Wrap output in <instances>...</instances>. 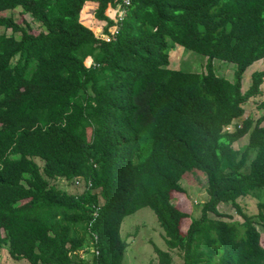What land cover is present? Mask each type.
I'll return each mask as SVG.
<instances>
[{
  "label": "trees",
  "instance_id": "1",
  "mask_svg": "<svg viewBox=\"0 0 264 264\" xmlns=\"http://www.w3.org/2000/svg\"><path fill=\"white\" fill-rule=\"evenodd\" d=\"M113 3L0 0V28L12 32L0 34V256L123 264L122 223L149 208L167 246L152 242L157 264H173V251L184 264H264V201L256 215L239 203L264 192V119L224 131L262 93L264 70L242 88L264 59V0H132L107 42L80 18L93 9L112 36L117 23L105 12ZM18 8L42 31L3 15ZM169 40L204 55L206 72L169 69ZM215 60L236 65L233 81L216 73ZM195 172L207 180L199 218L172 202ZM77 178L92 186L75 193L53 184L79 189ZM92 233L99 255L81 259L75 253L92 247Z\"/></svg>",
  "mask_w": 264,
  "mask_h": 264
},
{
  "label": "rangeland",
  "instance_id": "2",
  "mask_svg": "<svg viewBox=\"0 0 264 264\" xmlns=\"http://www.w3.org/2000/svg\"><path fill=\"white\" fill-rule=\"evenodd\" d=\"M92 3L93 9L96 8V4ZM93 9H90L85 16L87 19H83L82 13L80 20L83 25L89 27L95 35H99L101 29V23L94 17ZM3 15H13L19 23L27 22L33 27V33L38 34L42 31L40 25L33 21V19L27 15H22L21 9L18 8L13 12H6ZM6 33L11 35V30H5L0 28V34ZM19 37V35H16ZM167 53L169 54L170 63L169 69L182 72L191 73H203L206 72L207 58L199 53L190 51L175 42L168 41ZM86 59L85 65L90 67L92 64ZM214 68L216 73L221 77H224L230 81L234 80V73L236 70V65L229 62H224L220 60L214 61ZM264 70V59L256 62L252 65L244 74L243 79V92L247 91L252 79V74L256 71ZM262 93L256 98H252L248 103H246L243 108L245 110V115L243 118L238 119L237 122L242 123L243 119L250 117L255 122L259 119H264V83L261 86ZM264 126V120L262 123ZM248 136L235 143L236 149H241L243 146L247 145ZM59 188L65 189L69 192H81L79 189L68 185L65 181H55ZM182 186L185 189V193H175L172 195V202L182 211L188 213L190 217L199 218L201 216L202 204L208 200L207 194V180L201 172L188 173L182 180ZM260 199L256 196H249L246 198L239 199V203L242 206L244 212L249 215H256L259 212L258 202L259 200L264 201V192L259 193ZM220 211L225 215H230L234 220L241 221L240 216L236 213V210L231 205H221L219 207ZM190 224V218L183 221L182 228L183 233L187 230ZM121 235L126 239V243L129 242L128 248H126L123 264H157L158 260L153 250L152 242L157 245L162 250H167L165 243L164 231L161 228L156 214L149 208H143L136 212L135 214L128 216L124 219L121 226ZM173 264H184L183 256L180 251H173ZM6 253L0 256L2 264H28L27 261L13 260ZM88 258L92 255L88 254ZM6 258V259H5ZM156 258V261L155 259Z\"/></svg>",
  "mask_w": 264,
  "mask_h": 264
},
{
  "label": "built area",
  "instance_id": "3",
  "mask_svg": "<svg viewBox=\"0 0 264 264\" xmlns=\"http://www.w3.org/2000/svg\"><path fill=\"white\" fill-rule=\"evenodd\" d=\"M131 6H132V0H114V3L110 4L108 6V8L105 12V15L109 19L115 21L117 23V26H114L113 28L110 29L112 32V36H106L103 34V30L108 25V23L106 21L100 22L101 23V29H100L99 35H96V36L98 38L104 39L107 42H109L111 40V38L118 33L119 25L122 24L123 21L126 20ZM92 64H93V61H92ZM237 124L241 126V123L235 121L231 125L225 127L224 131H227V132L235 131ZM74 183H75V186L79 187V190L81 191V193H83L87 188L92 186V184L90 182L86 183L81 178H77ZM97 215H98L97 212H95L94 216L96 217ZM97 241H98V235L95 233H92V239H91L92 247L90 249L87 248V249L80 250V251L76 252L75 254L78 255L81 259H88V257H87V255H88L87 251L88 250L90 251L91 255L92 254L99 255L98 250L94 247V245L97 243Z\"/></svg>",
  "mask_w": 264,
  "mask_h": 264
},
{
  "label": "crops",
  "instance_id": "4",
  "mask_svg": "<svg viewBox=\"0 0 264 264\" xmlns=\"http://www.w3.org/2000/svg\"><path fill=\"white\" fill-rule=\"evenodd\" d=\"M153 246V245H152ZM128 248V247H127ZM153 250H154V247H153ZM155 253V252H154ZM156 255V254H155ZM172 255H173V253H172ZM156 258H157V256H156ZM156 258H153V259H155V261H156Z\"/></svg>",
  "mask_w": 264,
  "mask_h": 264
},
{
  "label": "water",
  "instance_id": "5",
  "mask_svg": "<svg viewBox=\"0 0 264 264\" xmlns=\"http://www.w3.org/2000/svg\"><path fill=\"white\" fill-rule=\"evenodd\" d=\"M92 60V59H91ZM129 242H127V244H128Z\"/></svg>",
  "mask_w": 264,
  "mask_h": 264
}]
</instances>
